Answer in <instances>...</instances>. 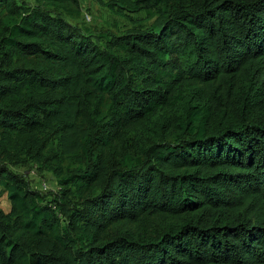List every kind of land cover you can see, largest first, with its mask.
Here are the masks:
<instances>
[{"label":"trees","instance_id":"16d2710c","mask_svg":"<svg viewBox=\"0 0 264 264\" xmlns=\"http://www.w3.org/2000/svg\"><path fill=\"white\" fill-rule=\"evenodd\" d=\"M82 1L0 0V264H264V0Z\"/></svg>","mask_w":264,"mask_h":264},{"label":"rangeland","instance_id":"374dc122","mask_svg":"<svg viewBox=\"0 0 264 264\" xmlns=\"http://www.w3.org/2000/svg\"><path fill=\"white\" fill-rule=\"evenodd\" d=\"M32 4L33 0H16ZM143 15L129 13L127 16H120L110 11L103 3L98 0H83L82 10L79 15L78 23L81 26L88 27L93 33L113 32L123 33L133 27L137 23L142 22ZM11 170L16 174L22 175L29 183L31 189L41 193L51 199L57 195L58 185L53 174L44 169L41 165L35 163H27L24 165L11 166ZM0 209L8 212L10 203L5 193L0 194Z\"/></svg>","mask_w":264,"mask_h":264},{"label":"built area","instance_id":"2783aa9c","mask_svg":"<svg viewBox=\"0 0 264 264\" xmlns=\"http://www.w3.org/2000/svg\"><path fill=\"white\" fill-rule=\"evenodd\" d=\"M79 1H82V0H79Z\"/></svg>","mask_w":264,"mask_h":264}]
</instances>
